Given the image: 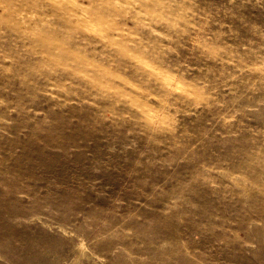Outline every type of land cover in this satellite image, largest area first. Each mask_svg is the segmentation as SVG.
I'll return each instance as SVG.
<instances>
[{
    "label": "rangeland",
    "instance_id": "obj_1",
    "mask_svg": "<svg viewBox=\"0 0 264 264\" xmlns=\"http://www.w3.org/2000/svg\"><path fill=\"white\" fill-rule=\"evenodd\" d=\"M0 264H264V0H0Z\"/></svg>",
    "mask_w": 264,
    "mask_h": 264
}]
</instances>
